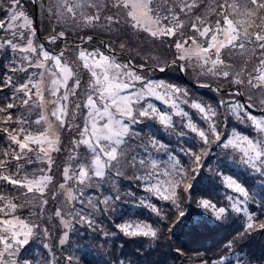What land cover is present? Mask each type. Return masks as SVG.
Wrapping results in <instances>:
<instances>
[{"label":"snow or ice","instance_id":"snow-or-ice-1","mask_svg":"<svg viewBox=\"0 0 264 264\" xmlns=\"http://www.w3.org/2000/svg\"><path fill=\"white\" fill-rule=\"evenodd\" d=\"M0 264H264V0H0Z\"/></svg>","mask_w":264,"mask_h":264},{"label":"trees","instance_id":"trees-1","mask_svg":"<svg viewBox=\"0 0 264 264\" xmlns=\"http://www.w3.org/2000/svg\"><path fill=\"white\" fill-rule=\"evenodd\" d=\"M202 93H204L206 96H208V97H210L209 96V93L206 91V90H200ZM238 127L240 128V129H244V126L243 125H238ZM208 243H211V241H208Z\"/></svg>","mask_w":264,"mask_h":264},{"label":"rangeland","instance_id":"rangeland-1","mask_svg":"<svg viewBox=\"0 0 264 264\" xmlns=\"http://www.w3.org/2000/svg\"><path fill=\"white\" fill-rule=\"evenodd\" d=\"M187 83H188L189 87H195L194 84H192L191 82H187ZM200 90H204V89H200ZM209 96L214 98V94H212V93H209ZM125 183H127V181H125Z\"/></svg>","mask_w":264,"mask_h":264}]
</instances>
